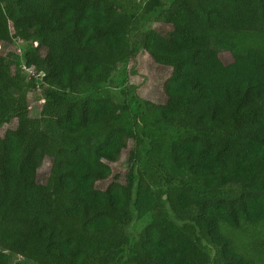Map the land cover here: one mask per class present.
Listing matches in <instances>:
<instances>
[{"label":"trees","instance_id":"16d2710c","mask_svg":"<svg viewBox=\"0 0 264 264\" xmlns=\"http://www.w3.org/2000/svg\"><path fill=\"white\" fill-rule=\"evenodd\" d=\"M142 52L163 103L115 92ZM11 121L0 264H85L78 229L95 264H264V0H0Z\"/></svg>","mask_w":264,"mask_h":264},{"label":"rangeland","instance_id":"374dc122","mask_svg":"<svg viewBox=\"0 0 264 264\" xmlns=\"http://www.w3.org/2000/svg\"><path fill=\"white\" fill-rule=\"evenodd\" d=\"M160 25L154 24L153 28H160ZM225 60V59H224ZM226 61V60H225ZM134 74L129 73V68L132 66L128 64L124 69H120L115 75V83L119 87H116L115 92L119 94L122 90L128 91L134 89L137 95L143 99H147L156 103H163L164 96L162 92V87L165 80L169 76V69L166 67L155 65L151 59L145 54L140 53L137 57L136 62H134ZM40 78V77H37ZM28 100L32 104L41 103V91L36 89L28 95ZM15 122L11 121L9 123H4L0 125V134L4 133L6 129L13 128ZM125 160L126 153L122 156V162L114 166L115 172L123 174L125 171ZM48 170V164H44L38 173L39 182H43L46 178ZM108 182H101L98 187L104 188ZM136 230L139 226H136ZM76 238L79 240L80 245L85 252V264H95L99 258L102 256L104 247L101 244H93L83 239L81 236V231L78 229L76 233ZM83 239V241H81ZM21 260L20 257H13L12 261ZM30 263V262H29ZM32 264V263H31Z\"/></svg>","mask_w":264,"mask_h":264},{"label":"built area","instance_id":"2783aa9c","mask_svg":"<svg viewBox=\"0 0 264 264\" xmlns=\"http://www.w3.org/2000/svg\"><path fill=\"white\" fill-rule=\"evenodd\" d=\"M18 52H19V50H18ZM24 69V68H23Z\"/></svg>","mask_w":264,"mask_h":264}]
</instances>
